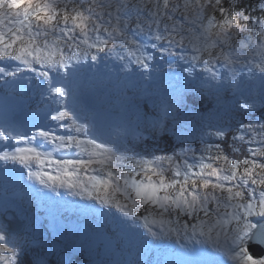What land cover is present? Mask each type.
Listing matches in <instances>:
<instances>
[{"label":"snow or ice","instance_id":"6c2138e0","mask_svg":"<svg viewBox=\"0 0 264 264\" xmlns=\"http://www.w3.org/2000/svg\"><path fill=\"white\" fill-rule=\"evenodd\" d=\"M0 162V264H49L31 192L91 264H264V0H0Z\"/></svg>","mask_w":264,"mask_h":264},{"label":"rangeland","instance_id":"374dc122","mask_svg":"<svg viewBox=\"0 0 264 264\" xmlns=\"http://www.w3.org/2000/svg\"><path fill=\"white\" fill-rule=\"evenodd\" d=\"M208 106H209L208 103L200 105L199 107H193L190 105L188 107V109L195 110V111H203ZM181 118H182V116H181ZM196 146H199V145L197 144ZM187 149H193V148H187ZM30 195H31V198L35 197L34 192H31ZM65 199H69V198H67V196H65L64 200ZM32 201H34V200L32 199ZM59 201H60V199H58V201H56V203H58ZM77 201H79V198H77ZM77 201H74L73 199L68 200L67 206H69V207H67V208H69V210H70L74 206L73 204ZM50 202H52V204L54 205V201L52 200V198H51ZM31 205H33V204H30V207H32ZM36 207H38V206H36ZM32 208L35 209V206ZM67 213L68 212H66V215H67ZM45 215H46V213H45ZM36 217H37V227L39 229V233L43 234V236H44V249L42 251L43 252H49L48 260L52 259L53 263H55V262L57 263L58 261L63 260L66 257L68 259H70L71 255L77 254L79 252H85L89 258H91L92 260L94 259L95 250L98 246L97 243L100 241V239H98L97 237H93L91 235H88L83 229L81 230L78 227L72 226V228H69L67 226V224L65 223V222H68V219L66 217H65L64 223L62 221L63 219H60L58 222H54V223H51L48 221L47 224L45 223L46 224L45 230H42L41 218L38 216H36ZM46 217H47V215H46ZM47 219H48V217H47ZM43 220H44V218H43ZM45 220H46V218H45ZM57 229H60L61 233H64L66 236L60 235V232H58ZM47 231L51 232L50 237L46 236L45 233ZM79 236L83 239L81 243H79V241H78ZM74 239H75V241H74ZM93 239H95V240L93 241ZM256 248L260 249V246H256ZM90 264H91V262H90Z\"/></svg>","mask_w":264,"mask_h":264},{"label":"trees","instance_id":"16d2710c","mask_svg":"<svg viewBox=\"0 0 264 264\" xmlns=\"http://www.w3.org/2000/svg\"><path fill=\"white\" fill-rule=\"evenodd\" d=\"M249 2L254 3V0H249ZM205 102H207L208 104L210 103V102H208V100L205 97L195 95V97H189L187 99L186 105L199 106V105H203ZM148 143L150 146H153L154 148H157V149H160L163 151H167L169 153L172 152V149L175 146L172 143H170L167 139L161 140V139L151 138V139H149ZM196 145H197V143L189 142V143H186V144L181 145L179 147H183L185 149L197 148L198 146H196ZM157 154H159V152ZM75 258L77 260L75 263H72V264H90L89 263L90 261L87 260L88 256H86L84 253H82L81 255H76ZM49 264H50V262H49ZM51 264H55V263H52V259H51Z\"/></svg>","mask_w":264,"mask_h":264},{"label":"bare ground","instance_id":"6f19581e","mask_svg":"<svg viewBox=\"0 0 264 264\" xmlns=\"http://www.w3.org/2000/svg\"><path fill=\"white\" fill-rule=\"evenodd\" d=\"M105 72H106V70H105ZM110 73H108V75H109ZM116 78V74L113 72V74H112V78ZM38 202L37 203H34V201H32V199H30V201H29V203L30 204H33V205H31L32 207H34L35 206V212H36V216H39L40 218H41V221H42V224H41V226H42V230H45V226H46V224L48 223V221H49V219L51 218L52 219V214H53V211H52V209L48 206V205H53L52 204V202H49L48 204H46V202L44 201V200H42L41 198H38ZM62 200H64V198L63 199H60V201L59 202H61ZM58 202V203H59ZM41 203V204H40ZM36 206H38V207H36ZM54 206V205H53ZM67 207H69V206H67ZM46 208L47 209H49V211H51V215H50V217L47 219L46 218V222H44V220H43V218H42V213L46 210ZM71 208V207H70ZM68 210H69V208H67ZM63 214H65L64 212H63ZM66 215V214H65ZM77 216L78 215H76L75 217H73L72 216V219H75V220H77V222H80L81 220L79 219V217L77 218ZM56 220V219H55ZM78 220H80V221H78ZM57 222H58V220H56ZM63 221V223L65 222V220H62ZM46 223V224H45ZM66 224H67V226L69 227V228H72V223H69V220H68V222H65ZM80 224V226L82 225L81 223H79ZM57 231L58 232H60V235H62V236H66L64 233H61V230L60 229H57ZM49 231H47L45 234H46V236H48V237H50V235H51V232H49ZM53 237V236H52ZM98 238V237H97ZM98 239H100V238H98ZM78 240H79V238H78ZM74 241H75V239H74ZM80 243V242H79ZM102 243V241H101V239H100V241L97 243V245L99 246L100 244ZM55 264H57L56 262H55Z\"/></svg>","mask_w":264,"mask_h":264},{"label":"water","instance_id":"95a60500","mask_svg":"<svg viewBox=\"0 0 264 264\" xmlns=\"http://www.w3.org/2000/svg\"><path fill=\"white\" fill-rule=\"evenodd\" d=\"M258 253H262V254H264V248H263L260 252H258Z\"/></svg>","mask_w":264,"mask_h":264}]
</instances>
